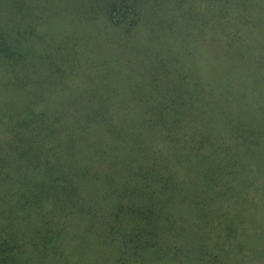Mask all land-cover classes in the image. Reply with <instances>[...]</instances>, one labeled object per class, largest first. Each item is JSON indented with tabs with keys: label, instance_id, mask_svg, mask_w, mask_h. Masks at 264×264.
Listing matches in <instances>:
<instances>
[{
	"label": "trees",
	"instance_id": "trees-1",
	"mask_svg": "<svg viewBox=\"0 0 264 264\" xmlns=\"http://www.w3.org/2000/svg\"><path fill=\"white\" fill-rule=\"evenodd\" d=\"M261 2L0 0V264H264V111L195 60L208 30L238 61ZM85 48L107 76L63 96Z\"/></svg>",
	"mask_w": 264,
	"mask_h": 264
},
{
	"label": "rangeland",
	"instance_id": "rangeland-1",
	"mask_svg": "<svg viewBox=\"0 0 264 264\" xmlns=\"http://www.w3.org/2000/svg\"><path fill=\"white\" fill-rule=\"evenodd\" d=\"M262 5L264 6V3L261 2ZM204 4L201 5V3L199 4L198 1L196 3V5L194 6V9H196V12L201 13V10H204ZM264 10V7H263ZM259 9L255 11V13H258ZM94 26L100 25V21H95L93 22ZM257 21L255 24V26L250 25L249 28L245 29L242 33H235L237 36L241 37V39L243 41H251L250 44V50H246V49H240V47L238 45H230V46H226V48L228 50H231L234 52V54H236V56H239V60L238 61H234V59H229V55H224L225 51L223 50V46H222V42H218L214 39V37L212 36L211 32L207 30L206 34L204 35L205 37L203 38V42H202V46L198 49L201 52V57L197 59V56L195 57L196 63H201L200 67L203 69V71L205 70L207 73L212 74V77L214 79H217L221 72H224L226 70L230 71V76H231V72H233V77L232 80H226L223 84L224 87H226L225 83L228 82H232V91H233V95H235V97L240 101L241 99H243L245 101H247L248 104H250L251 106L257 108L256 112H258L260 115L263 113L264 111V61L259 60V62L253 61L252 64H250L248 56L249 54L254 50V53L252 54L253 56L255 55H263L264 56V48L262 50L261 46L263 45L262 41L264 42V40H261V34H262V30L264 29V22ZM254 24V23H253ZM190 31V35L192 36L191 39L194 41L195 39V33L193 32V27H186ZM96 29L95 28H90L89 35H88V40H87V49L90 51H94L97 55L98 58L104 60V61H109V60H113V61H117L119 62L118 66L117 64H114V66H112V70L113 72H116V74L114 75V78L112 79L110 76V73H108L109 76V80H112L113 83L117 82V80H119V78H121L122 76H124L128 70H129V66L127 67L125 65V55H121L120 51H113V44L110 45L111 48H107L104 43L105 41H100L99 37H96ZM233 31V29H230V32ZM99 33V32H98ZM111 31L108 30H104L103 31V37L107 36L109 37V35H111ZM194 36V37H193ZM106 37V38H107ZM105 38V37H104ZM105 38V39H106ZM111 39V38H110ZM107 40V39H106ZM96 44V45H95ZM85 48L84 55L82 57H78V61L75 63L76 66V75L70 79V81H68V88H65L62 92L61 95L63 96H67L69 94V92H77L80 89H84L85 87L91 86L98 83L99 79L97 78V74H101V77L107 76L106 71L103 70V67H99L98 65L94 64V66H92V62L91 59L90 61L85 58V56L89 55V51ZM116 49V48H115ZM199 52H197L198 54ZM228 53V52H227ZM196 54V55H197ZM97 61V60H96ZM237 62V63H235ZM244 63V69H237L236 67L238 66L237 64L240 63ZM125 66H122V65ZM136 68V66H134ZM257 68V69H256ZM257 73L259 75H261V79L258 80L257 82H261L262 84V91L261 90H256V91H251L250 95L248 96L247 93L243 92V88L245 86L244 81H248L250 83V85L252 84L255 87V83L252 81L253 77L257 76ZM87 75L89 76H93L92 80L87 77ZM245 76V77H244ZM250 76V79H248L247 77ZM135 79V78H134ZM134 79H131L134 81ZM94 80V81H93ZM123 80V79H122ZM101 81V80H100ZM125 82V79H124ZM119 85H122L123 83H118ZM212 84H215V82L213 81ZM214 86V85H212ZM129 83L128 85L123 86L122 90L128 89ZM214 90V89H213ZM215 93V92H214ZM72 94V93H71ZM70 94V95H71ZM243 95V96H242ZM70 98V96H68ZM226 98L222 97L221 91H217L215 93L214 99L212 100V104L213 106H220L223 108V105L226 103ZM15 101H18V98L15 99ZM225 111V110H224ZM264 120V118H263ZM258 164L260 165V170H261V174L264 175V154L260 157ZM258 182H255L254 184H260L261 182V176H257ZM249 193H251V197H256L257 195H255L256 193H260V191L256 192L255 188H251L249 190ZM259 198V196H258Z\"/></svg>",
	"mask_w": 264,
	"mask_h": 264
}]
</instances>
